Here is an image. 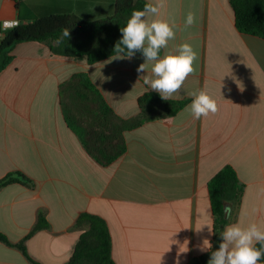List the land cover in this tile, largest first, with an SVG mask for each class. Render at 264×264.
<instances>
[{
    "label": "crops",
    "instance_id": "obj_1",
    "mask_svg": "<svg viewBox=\"0 0 264 264\" xmlns=\"http://www.w3.org/2000/svg\"><path fill=\"white\" fill-rule=\"evenodd\" d=\"M163 3L145 20H164L175 32L160 58L178 54L183 43L196 51L194 74L170 99L188 104L171 118L125 132L127 150L108 166L96 162L68 127L59 87L86 73L114 111L130 119L141 112L139 98L154 91L144 84L145 77L155 78L154 62L118 54L92 65L55 55L44 43L24 42L0 73V179L19 171L34 182L0 190V232L18 244L44 213L49 228L25 242L40 264L69 262L83 233L74 225L85 212L107 222L115 264H176L177 259L190 264L212 248L208 186L227 166L245 190L226 227L255 223L264 230V39L240 33L229 0ZM114 11L115 0H0V25L28 23L41 14L99 20ZM189 11L196 20L186 28ZM142 63L146 70L138 73ZM199 90L215 99L219 110L195 119L186 109L190 93ZM205 240L211 247H204ZM0 264L32 263L0 242Z\"/></svg>",
    "mask_w": 264,
    "mask_h": 264
},
{
    "label": "trees",
    "instance_id": "obj_2",
    "mask_svg": "<svg viewBox=\"0 0 264 264\" xmlns=\"http://www.w3.org/2000/svg\"><path fill=\"white\" fill-rule=\"evenodd\" d=\"M229 1L240 33L264 39V0ZM145 4L151 3L146 0H115L113 15L99 20H86L76 14H41L31 22L20 21L19 27L3 30L0 25V73L12 63L15 47L24 42L44 43L55 55L86 59L92 65L118 54L127 56V49L122 53L114 51L122 38L120 28L126 26L133 10H143ZM65 28L70 30V38L55 44ZM162 53L161 49L160 57ZM133 55L144 57L142 50L135 51ZM59 100L68 127L80 138L87 153L102 166L112 164L125 154V132L154 120L171 118L188 104V100H163L159 93L148 91L138 100L140 114L125 119L114 111L90 76L83 72L74 74L60 85ZM12 184L34 186V182L19 171L0 179V190ZM208 189L214 214L213 244L210 251L190 264H207L211 253L218 250L229 222L224 208L232 210L240 202L245 186L236 171L227 166L211 179ZM48 228L49 223L40 212L35 226L23 241L14 244L0 232V242L19 249L30 263L40 264L30 257L25 242L38 231ZM74 228L83 233L67 264H115L111 232L102 217L82 213ZM255 246L261 248L259 243ZM259 264H264V257Z\"/></svg>",
    "mask_w": 264,
    "mask_h": 264
},
{
    "label": "clouds",
    "instance_id": "obj_3",
    "mask_svg": "<svg viewBox=\"0 0 264 264\" xmlns=\"http://www.w3.org/2000/svg\"><path fill=\"white\" fill-rule=\"evenodd\" d=\"M162 7H164L163 0L157 6L145 4L143 10H133L126 26L120 28L122 38L115 45L114 51L122 53L124 49H127V56L130 58L135 51L142 50L146 61L154 62L151 72L155 77L154 79L145 77L144 84L149 85L152 90L161 95L163 100L168 101L180 91L187 77L194 74V63L198 56L190 44L183 43L178 47V54H165L163 58H160V50L167 47L169 40L175 38V32L168 22L154 19L148 23L145 17L149 13L157 14ZM195 20V14L189 11L185 27L192 26ZM4 27L5 29L19 27V22L5 21ZM65 38H70V30L67 28L54 43L60 44ZM146 42L147 47H145ZM146 67L147 65L142 63L136 71L144 72ZM190 95L193 100L186 110L195 119L207 117L210 113L215 114L219 110L217 101L206 91H194ZM224 212L230 216V207H225ZM256 243H259L261 248L258 249L255 246ZM203 245L211 247L208 240H205ZM262 257H264V230H261L255 223L246 228L232 224L223 231L222 242L219 244L218 250L211 253L207 264H259ZM176 264H180L179 259Z\"/></svg>",
    "mask_w": 264,
    "mask_h": 264
},
{
    "label": "built area",
    "instance_id": "obj_4",
    "mask_svg": "<svg viewBox=\"0 0 264 264\" xmlns=\"http://www.w3.org/2000/svg\"><path fill=\"white\" fill-rule=\"evenodd\" d=\"M2 28H3V30H6L5 27H4V24L2 25Z\"/></svg>",
    "mask_w": 264,
    "mask_h": 264
},
{
    "label": "water",
    "instance_id": "obj_5",
    "mask_svg": "<svg viewBox=\"0 0 264 264\" xmlns=\"http://www.w3.org/2000/svg\"><path fill=\"white\" fill-rule=\"evenodd\" d=\"M226 217H228V215L225 214Z\"/></svg>",
    "mask_w": 264,
    "mask_h": 264
}]
</instances>
